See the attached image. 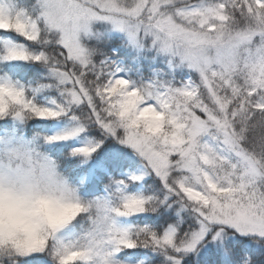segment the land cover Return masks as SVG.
<instances>
[{
    "label": "snow or ice",
    "instance_id": "1",
    "mask_svg": "<svg viewBox=\"0 0 264 264\" xmlns=\"http://www.w3.org/2000/svg\"><path fill=\"white\" fill-rule=\"evenodd\" d=\"M0 264H264V0H0Z\"/></svg>",
    "mask_w": 264,
    "mask_h": 264
}]
</instances>
